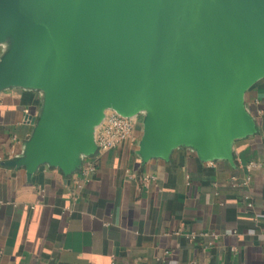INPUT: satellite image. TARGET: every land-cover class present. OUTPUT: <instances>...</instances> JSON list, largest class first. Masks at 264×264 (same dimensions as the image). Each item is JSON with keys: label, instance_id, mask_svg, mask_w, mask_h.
<instances>
[{"label": "water", "instance_id": "95a60500", "mask_svg": "<svg viewBox=\"0 0 264 264\" xmlns=\"http://www.w3.org/2000/svg\"><path fill=\"white\" fill-rule=\"evenodd\" d=\"M0 45V91L41 94L9 162L28 176L80 168L111 110L143 117V162L186 146L234 164L258 131L245 95L264 78V0H0Z\"/></svg>", "mask_w": 264, "mask_h": 264}, {"label": "crops", "instance_id": "0c3cea01", "mask_svg": "<svg viewBox=\"0 0 264 264\" xmlns=\"http://www.w3.org/2000/svg\"><path fill=\"white\" fill-rule=\"evenodd\" d=\"M245 102L258 131L233 142L234 164L186 146L143 162L137 115L134 140L97 149L70 175L44 164L28 176L9 162L41 94L0 91V264H264V78Z\"/></svg>", "mask_w": 264, "mask_h": 264}, {"label": "built area", "instance_id": "2783aa9c", "mask_svg": "<svg viewBox=\"0 0 264 264\" xmlns=\"http://www.w3.org/2000/svg\"><path fill=\"white\" fill-rule=\"evenodd\" d=\"M136 117H124L115 111H108L102 124L96 131V143L98 149L109 150L117 147L121 143L134 140L136 133ZM94 168L86 167L84 174H88ZM249 199V196L246 197ZM247 206L251 208L252 202H248Z\"/></svg>", "mask_w": 264, "mask_h": 264}]
</instances>
